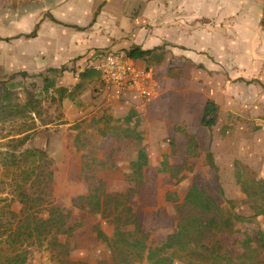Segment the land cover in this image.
Returning <instances> with one entry per match:
<instances>
[{
    "label": "crops",
    "instance_id": "obj_1",
    "mask_svg": "<svg viewBox=\"0 0 264 264\" xmlns=\"http://www.w3.org/2000/svg\"><path fill=\"white\" fill-rule=\"evenodd\" d=\"M36 25L35 35L25 37ZM157 46L166 52L162 61L144 63L153 69L156 97L142 107L133 92L121 94L118 100L121 110L142 109L146 118L141 122L145 148L138 149L137 155L116 151L133 165L121 174H140L141 167H146L147 174L166 176L165 190H171L167 188L174 182L172 190L182 191L185 199L170 204L178 212V224L183 203L210 195L221 207L222 223L240 220L244 225L239 228L244 229L251 220L264 237L259 226L264 227V215H259L263 202L257 196H244L236 184L241 166L257 177L264 174V4L249 6L248 0H0V77L25 72L28 78L46 74L48 69L66 70V64L89 51L97 55ZM79 63L89 68L88 60ZM59 76L53 77L58 81L63 77L62 84L71 95L74 89L67 82L71 79L76 85L78 78L68 70ZM102 85L105 98L110 91ZM207 101L218 106L217 121L209 128L201 125ZM186 157L190 168L185 166L176 174L174 167ZM159 159L160 165L155 166ZM119 163L115 162L114 171H119ZM185 193L192 198L186 199ZM218 196L225 197L228 216L236 211L229 221L222 220L225 207ZM135 218L136 213L134 225ZM162 220L169 221V215H162ZM135 232L140 239H122L118 248L122 241L144 240V234ZM116 253H125L131 264L127 252ZM156 254L162 253L152 256Z\"/></svg>",
    "mask_w": 264,
    "mask_h": 264
},
{
    "label": "trees",
    "instance_id": "obj_2",
    "mask_svg": "<svg viewBox=\"0 0 264 264\" xmlns=\"http://www.w3.org/2000/svg\"><path fill=\"white\" fill-rule=\"evenodd\" d=\"M49 18L57 22L51 16ZM37 29L38 25L30 34L24 36L33 37ZM95 53L96 51L86 52L65 66V71L68 70L79 80L77 93L82 91L86 87L83 85H87L91 79H100L98 71L85 70V68L80 70L77 65L79 61H90ZM127 53L132 59L157 65L166 52L163 46H157L147 50L133 47ZM56 71V69H48L46 74L30 76L41 79L40 90L37 88V80L30 83L25 81L27 79L25 72L0 77V126L4 127L7 122H16V118L25 119L31 114L35 109L31 97L32 89H37L39 95L50 89V102L53 104L71 96L67 94V87L53 77ZM16 90L25 92L24 102L15 96ZM217 114V104L207 101L203 108L201 125L207 128L213 126L217 121ZM99 119L101 120L91 139L95 135H100L119 140H133L139 135L142 122L139 114L133 109L128 110L124 124L101 127L99 123L107 121L108 118L103 114ZM95 123L96 121L93 120L92 124ZM35 129L34 124H28L23 131H20V137L12 136L2 144L6 147L3 164L8 172L13 174L17 199L9 203L3 201L0 204V250L7 254V258L0 264H17L18 260L8 257L23 243L31 249H39L41 264H61L60 261L68 264L67 260L52 259L51 254L57 251L58 241L69 242L80 229L76 212L83 206L88 207L93 215L110 216L107 219V228L111 235L108 243L111 259L119 264H129L125 253L115 252L122 239H140L139 234L132 229L135 212L125 200V193L109 190L108 181L99 177L95 171L97 156L84 154L80 157V162L86 168L82 173L86 183L85 193L72 197L71 208L68 210L55 205L50 200L42 201L43 196L55 183V172L51 168L52 158L43 149L26 147ZM188 158L174 167L176 174L183 171L185 166L190 168L187 164ZM236 184L244 196H257L264 205V174L262 177H257L246 166H241L237 173ZM179 213L181 215L178 228L164 245L183 248L186 251V264H263L261 258V254L264 255L263 236L258 235L256 230L251 234L237 227L235 221L222 223L219 218L221 207L212 196L203 195L195 203H183ZM259 215H264V208ZM238 217L240 216H234L235 219ZM160 261L156 260L154 264H159Z\"/></svg>",
    "mask_w": 264,
    "mask_h": 264
},
{
    "label": "rangeland",
    "instance_id": "obj_3",
    "mask_svg": "<svg viewBox=\"0 0 264 264\" xmlns=\"http://www.w3.org/2000/svg\"><path fill=\"white\" fill-rule=\"evenodd\" d=\"M248 2L249 6L264 4V0H248ZM79 65L80 70L85 66L82 63ZM85 70H89V68H85ZM63 72L65 70L56 71L54 76L59 78ZM34 80H37V88L40 90L42 82L39 77L25 79L27 83ZM60 82H63V77ZM71 82L70 79L67 86L73 88L74 92L60 103L55 104L50 102V89L41 95H39L40 92L37 93V89H32L31 97L35 109L31 114L25 119L16 118V122H7L4 127L0 126V198L2 199L0 204L3 201L9 203L11 200L15 199L16 201L17 199L13 174H10L3 164L6 147L2 144L12 136L14 138L20 137V131L32 123L36 129L26 147L43 149L52 158L51 168L55 172V183L51 190L43 196L42 201L50 200L64 210L70 209L71 198L85 193L86 188V183L82 178V173L86 168L82 166L80 156L95 154L97 156L95 167L97 175L108 181L109 190L125 192V200L136 213L134 229L145 235L142 241H122L116 252H127L131 264H154L156 260H161L159 264H165L164 259L168 263L170 260L171 264H184L185 256L182 248L164 245L178 224L175 219L178 212L170 204L184 202L183 192L172 190L175 186L174 182L172 188H167L171 190H165L162 182L167 179L166 176L147 174L148 169L146 167H141L140 174H121L124 169H133V165L129 159L119 157V153L116 151L119 148L121 151L134 152L137 155L138 149L145 148L143 125L137 138L131 141H122L115 137L106 138L100 135H95L91 139L98 122L101 120L99 118L103 114L108 120L100 122L101 127L119 125L125 123L128 110H121V106L117 104L122 101L110 99V94H107L105 98L102 97L101 93L104 91V86L100 80L91 79L87 85H83L86 87L79 93H77V84L73 85ZM67 94L69 93L67 92ZM15 96L22 102L25 101L24 91L16 90ZM73 102L75 106L71 107ZM133 110L139 114L141 119H146L142 109L136 110L134 108ZM93 120L96 121L95 124H92ZM91 126L94 127L91 128ZM121 144L124 145L119 147ZM47 155L46 157H48ZM140 157L147 158L144 153H140ZM116 161H120L119 171H114V168H118L115 165ZM160 161L159 159L155 166H159ZM172 178L174 179V177ZM193 180H198V178ZM184 196L186 199L192 198V196L188 197L187 193ZM217 199L225 207L222 212V220H231L236 211L234 212V209L231 208L230 210L234 213L228 216V209L224 204L225 197L218 196ZM162 215H169V221H163ZM108 218H110L109 215H93L88 207L79 208L76 212V220L80 221V229L69 242L58 241V249L51 254V258L67 260L68 264H113L114 261L111 259L108 246L110 241V231L107 228ZM235 224L238 227L244 225L241 224L240 220H236ZM247 224L243 228L251 234L254 233L252 230H256V223L250 220ZM259 226L264 228L261 223ZM157 252L162 254L152 256L153 253ZM6 258V252L0 250V262ZM261 258L264 264L263 254H261ZM8 259L18 260L17 264H23L25 259L27 261L24 264H41L42 261L39 249H31L25 243L16 248L15 253L9 255ZM21 259L22 262H20ZM60 263L63 264L61 261Z\"/></svg>",
    "mask_w": 264,
    "mask_h": 264
},
{
    "label": "built area",
    "instance_id": "obj_4",
    "mask_svg": "<svg viewBox=\"0 0 264 264\" xmlns=\"http://www.w3.org/2000/svg\"><path fill=\"white\" fill-rule=\"evenodd\" d=\"M88 65L100 73L102 83L110 91V99L120 100L121 94L133 92L142 107L156 96L152 67L132 59L127 51L98 53Z\"/></svg>",
    "mask_w": 264,
    "mask_h": 264
}]
</instances>
